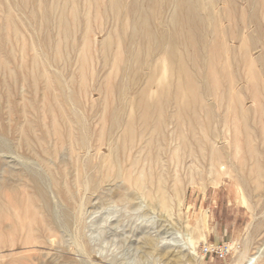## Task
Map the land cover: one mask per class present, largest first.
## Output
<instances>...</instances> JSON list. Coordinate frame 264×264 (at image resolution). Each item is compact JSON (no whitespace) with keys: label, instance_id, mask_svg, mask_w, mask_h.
I'll return each mask as SVG.
<instances>
[{"label":"rangeland","instance_id":"obj_1","mask_svg":"<svg viewBox=\"0 0 264 264\" xmlns=\"http://www.w3.org/2000/svg\"><path fill=\"white\" fill-rule=\"evenodd\" d=\"M263 54L261 0H0V190L5 200L33 196L36 183V213L50 221L31 240L1 223L0 264H175L144 247L150 237L159 250L188 255L185 264H238L236 248L249 237L250 248L264 240V229L255 231L264 221V107L252 101L247 66L253 62L264 80ZM218 77L222 100L212 88ZM259 91L264 96L263 86ZM154 106L172 109L162 121L179 107L187 112L184 141L191 147L184 151L194 154L187 165L214 146L239 185L223 171L196 176L179 195L169 189L168 213L129 197L122 147L128 145L129 165L147 150L154 135L142 133L153 121L142 114ZM236 125L240 144L254 153L235 156ZM48 126L53 134L44 140ZM127 126L134 129L129 143ZM168 128L160 152L172 172L179 151ZM239 157L249 168L242 171ZM242 198L249 207L239 206ZM110 212L117 213L108 226L121 248L104 258L92 236ZM204 212L205 238L198 240L182 223L193 225ZM227 247L224 257L217 253Z\"/></svg>","mask_w":264,"mask_h":264},{"label":"bare ground","instance_id":"obj_2","mask_svg":"<svg viewBox=\"0 0 264 264\" xmlns=\"http://www.w3.org/2000/svg\"><path fill=\"white\" fill-rule=\"evenodd\" d=\"M236 1H238V0H234V2H236ZM240 1L241 2L244 1L245 4H250L253 0L252 1L251 0H240ZM261 3L264 4V0H261ZM255 4L256 3H254V5ZM255 13H256V11H255ZM254 15H256V14H254ZM254 21H255V19H254ZM183 22H186V19H184ZM256 23L257 22L252 23V24H256ZM256 25L258 26V24H256ZM88 44H87V46H88ZM85 47H86V45H85ZM225 48H226V46H225ZM227 52H228V50H227ZM119 54H121V53H119ZM263 56H264V54H263ZM263 56L262 57L260 56V57L263 58ZM218 57H219V54H217L215 56V60H218ZM84 59L86 60V58H83V60ZM247 64H248L247 66L249 69L250 81H252V85H253V87H252L253 92L251 95L252 101L259 104L260 106L264 107V96L259 91V86L264 87V80L262 78V75L257 74V72L253 69V66H254L253 62H247ZM193 81L190 78L189 86L192 90H195L196 85L193 83ZM233 83H234V81H233V79H231V81L227 82V86H232ZM212 84H213L212 88H214V90L216 92H219L218 98L220 100H222V97H223V93L221 92V90L223 88L222 80L218 77V78H216L215 81L212 82ZM254 89H255V92H254ZM230 97L232 98L231 95H230ZM233 98L236 101H238L239 97L233 96ZM173 99H175V97ZM193 100H194V102L200 101L199 95L196 94V92L193 93ZM173 104L175 105V102H173ZM166 112L172 113V109H170V107L166 108L165 106H161V107L154 106L152 109H151V107H147L145 112L142 114L144 116L145 122L147 120L153 121V128L146 131L145 134L143 132L142 135H150L151 134L152 136L154 135L153 136L154 138H149V141L147 144V150L145 152H141L140 154H138V156L135 158V160L133 162V165H129V156L127 154L128 145H126V144L123 145V147H122L123 151H122V155L120 156V162H121V160L123 161L122 163H124L125 168H123L124 172H122V170H121L120 174H122L121 177H122V180L124 182L123 185L125 184L124 192L127 193V195L129 194L128 195L129 197H130V195L132 197L136 196L135 198L139 197V195L141 197H144L149 202V203H147L148 206H146V207L147 208L150 207L149 209L153 210L154 212L155 211L158 212L157 210H161V213H162V211H165V213L166 212L168 213V209L170 207L169 203H168V198H167L169 189L171 188L176 194L179 195L181 193V191L184 189V187H186L189 184L194 183L196 176L202 178L204 173L216 172L217 174H219L220 171H223L224 175L231 178L232 181L234 180L237 183V185H239L238 184L239 177L237 175H233L229 170L226 169L227 164L225 162V159H226L225 156L223 155V153H221V151H218L217 149H215L214 146L210 147L208 155L203 156L202 160L201 159H198L197 161L191 160L192 162L189 165H187L189 162L188 158L194 156L192 151H189L187 153H185V151H184V150H186V148L190 150V147H191V144H188L184 141V138H185L184 127H185V125H187L186 119L188 117L187 112H184L179 107L175 114H172V115L168 114V116L166 118H164V121H162L161 119ZM241 112L243 113L242 110H241ZM138 121H139V119H138ZM260 123L262 124V126H264V123L262 121ZM53 124L56 125L55 123H53ZM170 125H173V127H174L172 140L175 141L177 144V146L175 147V150L179 151L176 159L174 160V165H173L174 169L171 168V169H173L172 172H168L170 169H168V171H167L166 168L167 167L169 168V166L167 164L165 165L164 162L161 161L162 153L160 152V150H161V146L163 145V142H162V140H159V138L163 139L166 137L167 129H169L168 127H170ZM190 125H191V129H192V136H193V138H196L195 137L196 132L194 130L195 125H194V123H191ZM52 127L53 126L48 128V130H47L48 134L43 135L42 139L45 140V138L48 135L51 136L53 134ZM102 127H104V126H102ZM103 129H102V131H103ZM102 131H101V133H103ZM123 131L125 132V136L123 134L122 135L125 137V139L129 143L130 140L134 136V129L128 127L125 130L123 129ZM54 133L56 134L57 132H54ZM58 133H59V131H58ZM58 133H57V135H59ZM51 138H53V137H51ZM99 138H100V136H99ZM123 139H122V141H123ZM239 139H240L239 127L236 125L235 129H234V143H235V150H236L235 156L237 154L240 155V152H243L242 149H244V150L247 149L248 152L254 153V149L252 148V145H250L249 143H247V144L244 143V145H241ZM132 144H134V143H132ZM239 158H240V161H239L240 167H241L242 171L246 170L247 167L249 168L247 160L244 159L243 157H239ZM194 164H195V166H193ZM253 168H255V170H254L255 174H256L255 181L258 184L257 188H262L263 183L260 180L261 178H263L262 168L260 165H257V164L253 165ZM250 170H251V167H250ZM250 176L252 177L251 174H250ZM120 181H121V179H120ZM35 184H34V187H36V189L34 188L35 190H33V191H36V193L33 196H26V194H25V196H18V197L14 196V195L13 196L8 195L9 197L7 196V199L5 200L3 197L2 190H0V224L3 222H6V221L11 222V227H10L11 233L13 234V233H17L20 231L21 232L24 231L28 235L27 240H31V238L33 237V235L36 231H45V230H48L50 227L49 226V222H50L49 219L46 216L44 218L43 217L40 218L38 216V214L36 213L37 212L36 202L39 199L37 196L38 195L37 192H39V190L41 191V189H39L37 187V184L36 185ZM131 187L134 188V192H130ZM37 189H39V190L37 191ZM39 194L42 195V193H39ZM122 194H123V191H122ZM122 194L119 195V199H120ZM124 197L125 196H123L122 198H124ZM129 197L127 200L128 202L130 199ZM133 198H131V199L134 200L135 198L134 199ZM41 199H42V197H41ZM124 199H127V198L125 197ZM43 202L45 204H48V203H46V202H48L47 200H46V202L45 201H43ZM44 206H46V205H44ZM239 206L249 207L247 202H245L244 198L239 200ZM149 209H147V210L150 211ZM45 210H47V206H46ZM115 215H117L116 212L115 213L114 212L107 213L106 215L100 217L94 224V231H93L94 235L92 236V239H93L94 243L96 244L95 246H97V248L100 250L101 255L104 258H109V256L113 255L115 252L118 251L119 248H121V245L119 244V242L117 240L116 233L114 231L112 232L108 226V224H111L112 218ZM161 215H163V214H161ZM205 216L207 217V212H204L194 222L193 225H191L190 219H187L186 221H184L182 223V226H183V228H185L187 230H191V232H193L195 234V236L198 240H203L205 238V234H204L205 220H206ZM162 217L163 216H161V218ZM164 219H165V217H164ZM165 220H167V219H165ZM34 224L36 225V227ZM262 228L264 229V221L259 223V225L255 229V231L258 232ZM27 235H25V237ZM11 238H12V236H11ZM150 238H152V237H150ZM150 238H148V241H147V238H145L146 242L143 240V242L147 245V246L144 245V247L145 248L148 247L150 249V252L156 251V254H159V256L162 259L169 261V262H173L175 264H185V261L189 259V256L185 255L181 251H178V252L172 251L171 252V251H163V250L157 249V246H155L156 242L154 243V241L152 239L150 240ZM8 239H10V238L8 237ZM1 240H2V238H1ZM252 240L253 239L251 237H249L244 242L243 249L238 250L236 248V251L238 252V264H264V240H262L256 246L250 248L251 244H252ZM23 241H24V239H23ZM35 241H37V240L35 239ZM24 242L26 243V241H24ZM33 243H35V242L33 241ZM233 245H234V243H233ZM178 248H181V247H178ZM146 251L148 252V250H146Z\"/></svg>","mask_w":264,"mask_h":264},{"label":"built area","instance_id":"obj_3","mask_svg":"<svg viewBox=\"0 0 264 264\" xmlns=\"http://www.w3.org/2000/svg\"><path fill=\"white\" fill-rule=\"evenodd\" d=\"M227 250L228 247L226 248L225 252L223 251V248H220V250H218L217 253L224 257L225 255H227ZM211 252H214V250H211Z\"/></svg>","mask_w":264,"mask_h":264},{"label":"crops","instance_id":"obj_4","mask_svg":"<svg viewBox=\"0 0 264 264\" xmlns=\"http://www.w3.org/2000/svg\"><path fill=\"white\" fill-rule=\"evenodd\" d=\"M221 235H222V237H225V236H224L225 234H224L223 232L221 233Z\"/></svg>","mask_w":264,"mask_h":264}]
</instances>
